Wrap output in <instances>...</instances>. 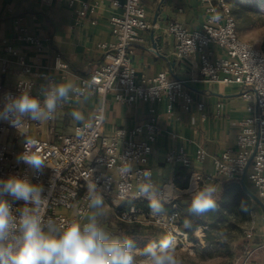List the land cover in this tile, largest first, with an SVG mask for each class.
<instances>
[{"label": "built area", "instance_id": "2783aa9c", "mask_svg": "<svg viewBox=\"0 0 264 264\" xmlns=\"http://www.w3.org/2000/svg\"><path fill=\"white\" fill-rule=\"evenodd\" d=\"M112 4L122 10L110 20L114 41L100 44L104 62L87 75L77 76V91L66 102L97 97L92 118L68 130L59 123V109L51 120L25 121L19 131L0 121V178L26 175L33 183L42 184L43 195L47 199L39 212L46 220H54L61 229L74 220L86 222L88 215L95 211L89 208L87 198L88 183L94 181L121 225H147L148 222L176 235L182 219V211L178 207L173 206L171 211L153 216L150 210L134 204L136 201H148L139 195L141 178L137 173L151 169V179L156 185L152 156L161 128L153 116L155 110L152 109V117L142 123L107 131V98L112 94L123 104L166 101L169 114H174L178 107L190 112L197 104L203 120L206 118V104L198 102L188 82L174 77L170 70L152 78H137L134 45L144 43L145 35L158 24L149 17L143 0H113ZM202 5L205 17L201 28H189L179 20H172L163 28V38L173 40V54L189 62L196 74L195 80L204 79L211 85L239 88L241 100L250 115L239 122L235 147L214 157L213 174L194 169L195 162L204 163L207 159L208 154L203 147L194 157L183 148L171 150L166 161L181 164L190 171V186L218 180L241 184L244 179L248 188L264 202V49L240 38L237 19L225 0H202ZM96 9L97 5L84 3L80 15L94 13ZM14 40L36 42L25 28L17 30ZM215 47L222 50L221 56L215 55ZM5 51L7 56H0V101L6 93L19 95L27 88H31L33 95H39L44 86L57 81L56 75L30 64L13 45L8 44ZM56 69L64 76L72 73L69 64L60 58L56 61ZM11 74L16 76L12 85L8 83ZM2 106L0 103V108ZM26 140L34 142L29 147L46 158L50 166L42 174H35L27 165L17 163V154L24 150ZM125 165H131L133 171L122 175L119 170ZM163 198H168L166 192ZM7 199L12 201L13 212L18 216L22 202L13 201L11 197ZM100 223L114 237H120L127 230L114 222ZM246 236L249 241L253 240V229L246 231ZM261 237L264 240V228ZM263 247L264 242L247 247L239 264H250Z\"/></svg>", "mask_w": 264, "mask_h": 264}, {"label": "crops", "instance_id": "0c3cea01", "mask_svg": "<svg viewBox=\"0 0 264 264\" xmlns=\"http://www.w3.org/2000/svg\"><path fill=\"white\" fill-rule=\"evenodd\" d=\"M112 2L113 0H0V56H7L5 48L11 44L36 68L56 75L57 81L73 82L76 85L77 76L87 75L104 62L105 55L100 44L114 41L110 20L122 10L114 7ZM143 2L149 17L158 24V27L145 35L144 43L134 45L137 78L139 80L152 78L160 72L170 70L174 77L188 82L198 102L206 104L204 113L206 118L202 119L203 113L198 112L197 104L192 106L190 112H184L178 107L174 114H169L166 101L123 104L110 94L106 103L105 128L112 131L115 128L135 126L150 119L153 115L151 110H155L153 116L157 118L161 128V135L154 146L152 156L158 198L166 211H171L173 206H176L182 213H187L191 194L185 190L190 188L191 173L181 164L168 163L166 161L168 153L183 148L194 157L197 150L203 147L207 151V159L204 163L195 162L194 169L204 174H213L214 157L235 147L240 131L239 122L250 113L241 100L239 88L222 84L211 85L204 79L195 80L197 77L189 62L178 59L173 54V40L163 38V28L172 20H179L189 28H201L205 17L202 0H143ZM84 3L97 5L96 11L81 16ZM230 6L234 12L233 6L231 4ZM180 9L183 11L180 12ZM19 28H25L29 35L36 38V42L15 41V34ZM213 51L216 56L222 55L219 48L215 47ZM58 58L69 64L72 71L70 75L64 76L63 72L56 69ZM15 81L16 76L11 74L8 83L12 85ZM97 102V97H85L66 103L58 111L59 123L68 130L71 126L92 118ZM73 110H80L84 120H74L70 114ZM196 129L198 132H195ZM212 184L218 189L217 198L226 191L229 184L243 190L242 184L237 182L218 180ZM165 192L168 194L167 199L163 198ZM243 192L246 198L248 195L244 190ZM221 207L218 203V209ZM259 207L255 209L260 217L258 224L262 235L264 208ZM103 211L105 215L100 217V221L118 222L106 201ZM127 234L128 230H124L119 238H125L123 236ZM204 237L205 235H201L198 230L195 238ZM263 242L262 237L249 241L253 246ZM250 264H264V247L256 253Z\"/></svg>", "mask_w": 264, "mask_h": 264}, {"label": "clouds", "instance_id": "9594fccd", "mask_svg": "<svg viewBox=\"0 0 264 264\" xmlns=\"http://www.w3.org/2000/svg\"><path fill=\"white\" fill-rule=\"evenodd\" d=\"M75 91L77 86L73 82L52 81L41 89L39 95H33L31 88L23 89L19 95L6 93L0 101L3 105L0 121L19 131L25 121L51 120ZM70 114L76 121L84 120L80 110H73ZM33 143L26 140L24 150L17 154L16 160L35 174H42L50 166L46 158L29 147ZM119 171L127 175L133 169L131 165H125ZM136 175L141 178L139 195L148 200L151 214L162 215L165 208L151 179V169L146 168ZM185 192L191 194L187 208L189 216H202L218 209L215 184L191 185ZM43 193L42 184L33 183L26 175L0 178V264H135V241L130 237H114L101 226L105 200L96 182L87 186L88 206L95 211L88 215L86 222L74 220L62 229L54 220H46L40 214L39 209L47 199ZM7 197L22 202L18 216ZM185 227H191L187 219ZM175 253V240L165 236L159 241L146 243L140 255L144 264H181Z\"/></svg>", "mask_w": 264, "mask_h": 264}, {"label": "rangeland", "instance_id": "374dc122", "mask_svg": "<svg viewBox=\"0 0 264 264\" xmlns=\"http://www.w3.org/2000/svg\"><path fill=\"white\" fill-rule=\"evenodd\" d=\"M225 1L234 8L240 38L264 49V0ZM246 198L237 195L235 191H224L217 198V203L221 206L223 200L229 203L224 211H211L202 216H189L188 212H183L184 218L181 219L176 235L148 222L147 225H121L118 222L115 224L128 228L129 234L123 237H130L135 241V264H144L140 252L146 243L159 241L165 236L175 240V254L181 264H239L242 254L251 245L246 231L253 229V238H261L258 224L260 217L255 209L260 207L251 197ZM186 219L191 222L190 228L185 227ZM198 222L197 227L191 231L192 226ZM202 224L205 226H201ZM198 230L201 235H205L204 238H195ZM197 239L200 241L196 242Z\"/></svg>", "mask_w": 264, "mask_h": 264}, {"label": "trees", "instance_id": "16d2710c", "mask_svg": "<svg viewBox=\"0 0 264 264\" xmlns=\"http://www.w3.org/2000/svg\"><path fill=\"white\" fill-rule=\"evenodd\" d=\"M233 13L235 14V12H233ZM236 189H237V190H236ZM228 191H229V193H230V191H235L237 195H241L242 197H245V194H244L243 190H242L241 188H240V189L237 188V186L234 185V184H229V185L226 186V192H228ZM226 194H227V193H226ZM134 204L137 205L138 207H141V208L146 209L147 211L150 210L149 207H148V201H136V202H134ZM228 206H229V203H228V202H224V200H223V201H222V209H217L216 211H213V212H216V213H218V212H222V211H224L226 208H228ZM165 211H166V210H165ZM185 215H186V214H185ZM183 218H184V217H183V214H182V219H183ZM198 224H199V222L196 223V224H194V225L192 226L191 231H193V229L196 228ZM193 238H194V237H193Z\"/></svg>", "mask_w": 264, "mask_h": 264}, {"label": "water", "instance_id": "95a60500", "mask_svg": "<svg viewBox=\"0 0 264 264\" xmlns=\"http://www.w3.org/2000/svg\"><path fill=\"white\" fill-rule=\"evenodd\" d=\"M242 187L243 190L246 192V194L251 197V199L256 202L259 206H261L262 208H264V203L262 200H260L247 186V184L245 183L244 179L242 180Z\"/></svg>", "mask_w": 264, "mask_h": 264}]
</instances>
